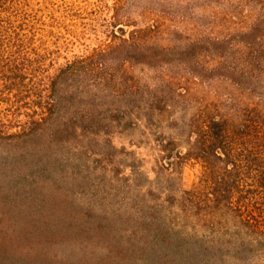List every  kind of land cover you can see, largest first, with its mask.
<instances>
[{
	"label": "rangeland",
	"instance_id": "rangeland-1",
	"mask_svg": "<svg viewBox=\"0 0 264 264\" xmlns=\"http://www.w3.org/2000/svg\"><path fill=\"white\" fill-rule=\"evenodd\" d=\"M9 1L39 63L0 102V264L240 263L183 220L199 167H164L159 143L195 100L249 88L264 0ZM99 49L103 82L43 79Z\"/></svg>",
	"mask_w": 264,
	"mask_h": 264
},
{
	"label": "trees",
	"instance_id": "trees-1",
	"mask_svg": "<svg viewBox=\"0 0 264 264\" xmlns=\"http://www.w3.org/2000/svg\"><path fill=\"white\" fill-rule=\"evenodd\" d=\"M8 5L9 0H0V102H8L4 93L20 86L29 74L25 63H39L29 55L33 50L19 33L22 25L7 15ZM105 52L94 50L43 79L56 83L80 76L87 89V82L106 79L97 63ZM252 54L254 63L243 66L251 76L249 88L235 87L225 100L194 101V113L176 131L175 138L186 144L184 153L175 147L176 139L159 143L164 167L186 162L199 167L196 183L177 201L181 217L204 228V240L238 264H264V37L255 43ZM182 90L181 95L186 94ZM212 91L220 94L218 87ZM51 102L38 103L42 115L36 123L45 117ZM144 122L152 126L148 119Z\"/></svg>",
	"mask_w": 264,
	"mask_h": 264
}]
</instances>
